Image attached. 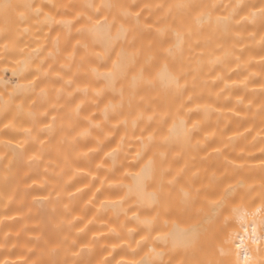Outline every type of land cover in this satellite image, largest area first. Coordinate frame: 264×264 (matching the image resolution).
Returning <instances> with one entry per match:
<instances>
[{
    "label": "bare ground",
    "instance_id": "6f19581e",
    "mask_svg": "<svg viewBox=\"0 0 264 264\" xmlns=\"http://www.w3.org/2000/svg\"><path fill=\"white\" fill-rule=\"evenodd\" d=\"M245 255L264 264V0H0V264Z\"/></svg>",
    "mask_w": 264,
    "mask_h": 264
},
{
    "label": "snow or ice",
    "instance_id": "6c2138e0",
    "mask_svg": "<svg viewBox=\"0 0 264 264\" xmlns=\"http://www.w3.org/2000/svg\"><path fill=\"white\" fill-rule=\"evenodd\" d=\"M2 7L7 9V8L11 7V5L4 4V5H2ZM53 119H55V117H53ZM26 131H30V130H26ZM195 239H196L195 234H192V235L185 234L183 242L186 245H188V244L194 243ZM241 243H242V241H241ZM238 247H239V245H238ZM244 264H250V257H248L247 255L244 256Z\"/></svg>",
    "mask_w": 264,
    "mask_h": 264
}]
</instances>
